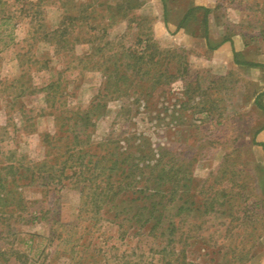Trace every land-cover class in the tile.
Here are the masks:
<instances>
[{"label":"rangeland","instance_id":"374dc122","mask_svg":"<svg viewBox=\"0 0 264 264\" xmlns=\"http://www.w3.org/2000/svg\"><path fill=\"white\" fill-rule=\"evenodd\" d=\"M235 50L264 64V0H0V264H264V68ZM70 149L98 166L39 173Z\"/></svg>","mask_w":264,"mask_h":264},{"label":"trees","instance_id":"16d2710c","mask_svg":"<svg viewBox=\"0 0 264 264\" xmlns=\"http://www.w3.org/2000/svg\"><path fill=\"white\" fill-rule=\"evenodd\" d=\"M204 10V22L207 24V12L208 9L202 8ZM165 10V9H164ZM194 9L188 10V12L185 14L183 17L179 27L181 28L184 23L188 20L190 17L192 11ZM166 13V10L164 11ZM206 41L208 44H210V48L216 49L218 48L223 42H226L227 40H221L219 43L212 45L209 39V36L206 34L205 35ZM240 55L237 53L234 55V62L238 65H246L250 67H259V68H264V64H258V63H251V62H242L238 59ZM264 95V92L258 93L255 97V103L257 106L264 111V106L261 104L259 101L260 97ZM258 145L262 146L264 149V142L262 143H257ZM77 150V149H76ZM73 150L70 149L66 153L68 154L67 158H65L62 163L57 162L59 158L54 159L55 162L52 166L47 165V163L42 164V167H39V173L43 171V167L46 168V172L48 171L49 173L46 175L47 178L51 177H56V181L61 183L62 185L65 184L66 181L72 179L73 177L76 178V181H79L82 177H84L86 174L85 172H89L92 168H95L98 166L99 161H92L91 159H85V156H90V153L86 149H81V150ZM117 154V152L115 153ZM105 157V156H103ZM116 164V161L114 162V165ZM38 176H43L42 173L39 174ZM54 173V175H53ZM57 173V174H56ZM56 174V176H55ZM34 177V176H33ZM86 178V177H85ZM164 178V177H163ZM174 186H178L179 184V178L176 177L174 180ZM177 192V189L175 187L171 190V193ZM96 194V193H94ZM101 195V194H100ZM115 195V194H113ZM110 195L104 197L108 198ZM172 196V195H171ZM100 208H97V211H99Z\"/></svg>","mask_w":264,"mask_h":264},{"label":"crops","instance_id":"0c3cea01","mask_svg":"<svg viewBox=\"0 0 264 264\" xmlns=\"http://www.w3.org/2000/svg\"><path fill=\"white\" fill-rule=\"evenodd\" d=\"M228 43V41H226V42H223L220 46H222V45H226ZM219 46V47H220ZM218 47V48H219ZM237 53V55L239 54L240 56H241V54L242 53H240L239 51H237V50H235L234 51V55ZM235 59V58H234ZM258 137L260 138V140L262 141V142H264V130H262L260 133H259V135H258Z\"/></svg>","mask_w":264,"mask_h":264}]
</instances>
